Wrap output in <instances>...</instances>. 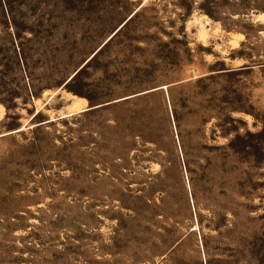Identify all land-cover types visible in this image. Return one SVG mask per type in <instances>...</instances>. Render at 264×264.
I'll return each mask as SVG.
<instances>
[{
    "label": "rangeland",
    "instance_id": "rangeland-1",
    "mask_svg": "<svg viewBox=\"0 0 264 264\" xmlns=\"http://www.w3.org/2000/svg\"><path fill=\"white\" fill-rule=\"evenodd\" d=\"M261 14L0 0V264H264Z\"/></svg>",
    "mask_w": 264,
    "mask_h": 264
},
{
    "label": "water",
    "instance_id": "water-1",
    "mask_svg": "<svg viewBox=\"0 0 264 264\" xmlns=\"http://www.w3.org/2000/svg\"><path fill=\"white\" fill-rule=\"evenodd\" d=\"M133 15V14H132ZM132 15L118 28V29H116L115 31H114V33L111 35V37L109 38V40H111L115 35H116V33L126 24V22L132 17ZM108 40V41H109ZM107 41V42H108ZM107 42H105L101 47H99L93 54H92V56L86 61V63L87 62H89L101 49H102V47L107 43ZM85 63V64H86ZM77 73V72H76ZM75 73V74H76ZM156 90H158V88H153V89H150V90H147V91H145V92H142V93H139V94H135V95H132V96H127V97H125V98H121V99H119V100H117V101H122V100H126V99H129V98H131V97H134V96H138V95H141V94H145V93H149V92H153V91H156ZM116 101V102H117ZM110 104V103H109ZM101 106H103V105H96V106H92V107H90V109H95V108H99V107H101Z\"/></svg>",
    "mask_w": 264,
    "mask_h": 264
},
{
    "label": "bare ground",
    "instance_id": "bare-ground-1",
    "mask_svg": "<svg viewBox=\"0 0 264 264\" xmlns=\"http://www.w3.org/2000/svg\"><path fill=\"white\" fill-rule=\"evenodd\" d=\"M261 18H262V20H264V14H261ZM205 23H206V22H205ZM207 23H210V22H207ZM205 26H206V25H205ZM200 36H201L203 39L207 37V31H206V29H205L204 26H203L202 29H201V34H200ZM78 100H80V99H78ZM78 100H77V101L75 100V102L73 103L72 106L77 107V102H78ZM84 102H85V101H84ZM0 111H2V108H1V107H0Z\"/></svg>",
    "mask_w": 264,
    "mask_h": 264
}]
</instances>
